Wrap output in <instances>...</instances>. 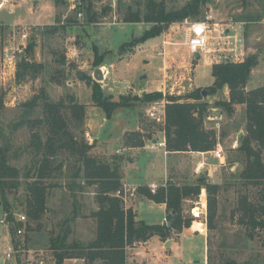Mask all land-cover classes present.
Instances as JSON below:
<instances>
[{"label": "rangeland", "instance_id": "rangeland-1", "mask_svg": "<svg viewBox=\"0 0 264 264\" xmlns=\"http://www.w3.org/2000/svg\"><path fill=\"white\" fill-rule=\"evenodd\" d=\"M68 1L14 0V4L0 11V21L5 23L4 37L7 36L6 32L12 25L25 24L31 27L26 47L17 55L16 68L18 69L19 64L24 61L40 65L38 70L33 71L34 73L31 72L28 76L18 79L16 77L17 69L15 72L4 74L0 62V145L6 147L8 163L20 170L21 177L32 162L33 154L28 148L31 133L29 125L18 126L17 123L20 120V113L24 109L23 103L41 89H44L52 101L63 99L68 102L72 97L77 103L85 105L86 116L83 124L77 128L70 122L71 129L78 137L84 133V137L94 143L93 147L96 146L98 140L103 143L106 149L114 153L116 146L120 144L123 131L135 129L139 121L144 120V111L150 108L149 104L154 108L151 110L152 115L147 112L148 116L151 119L156 115L162 117L163 106L158 104V101L165 105L167 101L165 96L167 95L185 97L186 94L192 92L197 88L194 86L192 88L190 84V78L194 73L195 84L211 85L214 77L208 68L196 67L194 72V64L198 61L194 55L190 54L185 44L187 30L183 24L185 21L203 19L209 12H212L218 21L238 23L231 31L236 32L240 43L243 42L245 47L250 50L246 57L255 58V65L251 69L245 90L264 86V0H204L195 19L191 17L184 21L173 22L161 32V34L166 33L165 40H169L171 37L174 42H182L179 46L172 45L174 48H181L180 50L169 51L167 47L169 43L158 47L161 38L155 36L136 46L133 56L126 54L128 49L126 47L119 50V45L141 36L152 24L143 21L141 23L124 22L123 19L129 11H140L141 14H144L148 0H82L84 3V8L81 9L84 12L83 18L78 17L77 13L69 8ZM154 1L161 4L166 11H175L181 9L191 0ZM88 3H91L90 14L96 13L95 21L88 19L86 13ZM172 25L180 26L177 33L171 29ZM31 42L34 43L33 52L28 54L26 49ZM94 46L97 50L99 46L98 52L104 55L102 64L106 65L109 70V74L102 80H96L93 77V71L98 67L94 65ZM159 48L164 49L165 52L164 55L158 57ZM118 50L120 51L119 57L126 55L128 58L118 59ZM149 53L155 55L154 66L158 64L161 57H166V60L170 61V63L167 62V65L171 66L166 69L168 86L166 92L163 93L165 97H163V101L160 99L157 102L143 103L131 99L133 103L131 106L134 107H118L110 117H106L103 110L94 105L91 100L93 83H98L104 95L111 96L112 94L114 100H119L120 96H136L140 86H144L145 89L148 88L146 86H149L147 79L143 77L144 74L150 72L151 67H148L144 62L145 59H148L147 54ZM178 60L185 61L186 67L175 68ZM110 65L112 66L109 67ZM135 86L138 87L136 91L132 90ZM225 89L226 92H224ZM202 100L210 104L209 109L221 110L215 103L229 100V88L224 85L211 94L204 90ZM180 101H188V99ZM234 108L233 114L228 115L222 111L221 117H206L204 123L205 127L214 129L216 144H220L224 151L226 165L220 166L211 150L205 151L207 153L202 155L180 156L178 164L171 161V172L174 171V181L171 183L193 185L198 181V178L205 177V181L208 183H218L220 189L217 193L216 216L212 228L207 225L205 187H201L206 193L205 210L201 203L195 204V201L199 199L198 196H190L183 201V216L192 218L193 223L191 222L190 228L194 223H197L198 226H194V229L201 230L202 228V233H205L206 238H202L197 232L193 235L181 234L178 238L179 247L172 248L173 253L168 261H177L181 264H203L206 252V256L210 254L215 262L221 259H232L235 264H259L257 261L264 256V231L256 229L251 232L239 222L240 213H234L240 195L246 194L250 201L256 200L260 188L255 185L246 186L238 177L244 165V156L237 151V137L239 133L245 134V105L237 103L234 104ZM40 113L41 109L37 108L32 117L39 116ZM68 113L67 111L66 115ZM147 120L143 121V123H147L146 125L150 124V120ZM75 123L77 122L75 121ZM92 151L95 149L90 150L91 155ZM124 155L112 154L110 156L118 159ZM57 159L61 162L62 168L54 172V177L45 181L49 185L46 210L39 224L34 223L32 225L34 230L27 234L29 239L26 246L29 245V247L14 251L11 257L7 258L5 251L10 245V237L8 228L0 223V264H36L40 260L45 264L52 263L51 252L45 243H47V237L54 236L59 230L61 220L66 216L74 215L75 217L71 222L72 233L69 235L68 241L76 239L86 242L93 238L94 222L89 216L90 212L97 208L93 187L84 185L83 191L76 190L73 196L69 187L73 180L75 161L65 152L60 154ZM101 159L106 161V158ZM196 160L197 162L198 160L206 162L199 173H195L198 164L194 162ZM208 173L211 175H207ZM32 180V178L23 177L22 185L8 194L14 213L25 214L24 196L26 192L24 186L26 182ZM156 184H158L157 193L160 189H167L169 180ZM156 193H151L147 188L145 196L149 197ZM75 199L80 205L76 214H73L72 208ZM162 217L160 208L153 204H146L145 207L139 208L137 213V218L143 219L147 223L160 222ZM249 232L252 233L251 237H249ZM23 235H20L21 239H23ZM171 236L170 232L161 240L168 241ZM17 237L14 235L15 239ZM160 243L158 236H152L145 249L141 243H136L127 248V253L133 256L138 250L142 253L147 252L151 258L163 251ZM165 248H169V243ZM149 257L146 260L148 262L152 261ZM140 262V260L132 258L131 264H143ZM62 264L83 263L69 258Z\"/></svg>", "mask_w": 264, "mask_h": 264}, {"label": "trees", "instance_id": "trees-1", "mask_svg": "<svg viewBox=\"0 0 264 264\" xmlns=\"http://www.w3.org/2000/svg\"><path fill=\"white\" fill-rule=\"evenodd\" d=\"M204 0H191L181 9L166 11L165 8L154 0L147 1V9L144 14L140 11H129L125 15L124 22H147L151 27L146 29L141 36L123 43L120 49L131 47L136 43L158 36L169 24L197 17L199 8ZM91 3H88L86 13L89 21H95V14H90ZM155 24V25H154ZM34 43L31 42L26 49L28 54L33 52ZM94 65H102L104 55L99 53L94 46ZM255 65L254 57H246L242 61L222 60L211 65L210 72L214 77L211 85L197 87L184 97L167 95L164 105V121L157 123L148 121L144 112L145 132H151L153 124H163L165 145L168 151H210L216 145L214 129L205 127L207 111L210 104L203 101V91L208 94L215 93L224 85L229 88V100L218 101V107L228 115L233 114L234 104L245 105L244 121L245 134L242 136L237 151L244 156V165L239 172L240 180L248 185L260 187L256 200H249L246 194L238 197L236 212L240 213L239 222L244 224L251 232L256 229L264 231V86L251 90H245L247 80L252 67ZM40 65H34L28 61L19 64L16 71L18 79L28 76L38 70ZM164 96L161 92L144 93L142 97L120 96L114 100L112 96L104 95L98 83L91 86V100L99 106L106 117L118 107H128L133 103L131 99L143 103L158 101ZM188 99V101H180ZM1 107V105H0ZM23 111L17 125H29L31 129L28 148L33 154L32 162L22 174L20 170L8 163L7 149L0 145V212L6 214L9 223L8 232L10 242L15 251L22 250L28 241L29 232L33 231V224H39L46 210L48 187L47 179L54 177V172L62 168L57 157L62 153H68L75 163L73 166L70 192L83 191L84 185L93 187V196L97 208L92 210L89 216L93 219L95 233L91 240L81 242L76 239L68 241L72 233L71 222L75 218L66 216L61 220L59 230L54 236L47 237V249L51 252L52 263L62 264L69 258H81L85 264H124L126 248L136 243L145 242L150 237L157 235L166 237L170 232H181L190 228L192 218L182 214L183 201L190 196H198L203 186L207 192L208 227H213L216 216L217 193L220 185L197 181L191 185H175L169 182L167 189H160L155 195H149L154 202H163L169 211H174L167 224H146L136 220L131 208H126L121 197V172L119 161H103L91 155L90 150L94 143L82 136L78 137L70 127V122L75 127L83 124L86 116V106L74 101L72 97L65 100L52 101L44 89L34 94L23 103ZM146 107V106H145ZM37 108L41 109L39 116L32 117ZM69 112L66 115V112ZM75 121L77 123H75ZM153 123V124H152ZM134 137V143L142 144V137L138 133L128 135ZM32 178L24 186L25 209L28 219L26 223L15 220L11 201L8 194L22 185V178ZM138 189L137 191H141ZM72 212L76 214L79 203L73 202ZM25 224V225H24ZM24 227L23 239L16 235L17 227ZM194 226H198L194 223ZM249 232V237L252 233ZM14 235L18 236L17 239ZM208 264H235L232 259H221L215 262L210 254H207ZM264 264V256L257 261Z\"/></svg>", "mask_w": 264, "mask_h": 264}, {"label": "crops", "instance_id": "crops-1", "mask_svg": "<svg viewBox=\"0 0 264 264\" xmlns=\"http://www.w3.org/2000/svg\"><path fill=\"white\" fill-rule=\"evenodd\" d=\"M208 14H211L213 16L214 21L215 20L218 21L216 19V17H214L215 15L212 12H209ZM218 22H220V24L223 26L230 27V29L228 30L229 33L237 39L236 42L232 44V46H234V48L236 49V51L239 55L240 60H238V61H242L247 56V53L250 52V50L245 47L243 42L240 43V39L238 38V35L236 34V32L233 33L234 31L233 32L231 31V30L235 29V26L238 23H227L224 21L223 22L218 21ZM183 24L185 25V29L187 30V27H188L187 21H185ZM171 29L173 30L174 33H177L178 30L180 29V26H178V25L173 26L172 25ZM167 35L170 36V34H167ZM158 37L161 38L160 42H159L160 44L158 47H160V45H162V44L169 43V45L167 46L169 51L173 52V50H180L181 49L179 47L174 48V47H172V45L175 44V45L179 46V44H182V42H180V41L174 42L173 40H171V37L169 38V40H165V38H166L165 32H163V34L158 35ZM132 39H134V38H132ZM131 40H129V41H131ZM129 41H126L123 43H127ZM123 43H121L119 45V50H121L120 46ZM140 43H142V42L136 43L135 45H133L131 47H126V48H128L126 54H130V56H133L135 54L136 46H138ZM163 46H164V48H166L165 45H163ZM159 49H161V48H159ZM209 49H208V51H204L199 55L198 54L194 55L198 61V63L194 64V72H195L196 67L208 68L210 71L211 65L220 62L217 60V59H219L218 54L210 53ZM98 50H100L99 46H98ZM119 50L117 51V55H118L117 58L118 59H125V58L127 59L128 57H126V55L119 57V52H120ZM157 55H158V57L161 56L158 53H157ZM147 57H148V59H145L144 62H145V64H147L148 67H151V68H150V72L144 74L143 77L145 79H147L146 81L148 82L147 84L149 86H146V87H148L147 89H145L144 86H140L139 89L137 86L132 88V90H134V91H136L138 89L139 93H137V95L140 97H142L144 93H150V92H161L163 94L166 92V88L168 86V84H167L168 81L166 78V69L169 66H171V65H167V62L170 63V61H167L166 57L165 58L161 57L160 61H158V64H156L154 66L153 60L155 59V55L149 53V54H147ZM176 63L177 64L174 66L175 68H180L182 66L184 68L186 67L185 61L178 60V62H176ZM111 66L112 65H110L109 67H111ZM100 68L103 70L104 78H106V76L109 74V70L107 69L106 65H103V64H102V66L100 65ZM194 75H195V73H194ZM194 75H192V77L190 78V82H191L190 84H191L192 88H193V86L194 87L209 86L206 84L205 85L195 84L194 83ZM141 84H143V83H141ZM149 87H150V89H149ZM224 92H226V89L224 90ZM109 94H111V93L109 92ZM111 96H112V98H114V96L112 94H111ZM164 98H162V101ZM128 107L132 108L134 106H128ZM162 125L163 124H156V126H153L154 128H151V132L149 131V133H148V132H145L143 130L142 127H144V125L141 124L139 121V124L135 129L123 131L121 138H120V144L118 146H116L114 153L112 151L106 149L104 147L103 143H101L98 140H97L96 146L92 148L93 150L95 149V151H92V153H93L92 155L99 160L105 161L104 159H101V158H106V161H109V162L110 161H119L120 172H121V181L123 183H128L130 185H134L137 187V190L139 188L142 189L140 192L137 191L135 198L130 200L126 204V208H131L132 211L135 213V219L136 220L144 221L143 219L137 218V213H138V209L145 207L146 204H148V205L153 204L154 206H157L158 208H160L161 213L163 215L161 221L157 222V223H147L144 221L146 224H161V225L166 224L165 217L170 212L165 203L154 202L152 199L145 196L147 186L151 183H162L166 180H169V182L174 181V177H173L174 171L171 172L170 164H171V161L172 162L174 161V163L178 164L177 161H178L180 156L185 155L186 157H191V156H195L196 154L202 155L203 153H207V152H198V151H168L166 149V145H165V147H157L156 149H152L151 148L152 142H154V141H165V136H164V131L162 129ZM133 133H138L140 135V137H142L141 138L142 144L136 145L134 142H132V141H134V137L133 136L128 137V135H131ZM132 137H133V140H132ZM127 144H130V145H127ZM118 149L121 150L120 153L116 152ZM112 154L113 155L114 154H118V155L125 154V155L122 158L116 159V158H111L110 155H112ZM104 156H106V157H104ZM194 162L198 163L196 168H195V173H199L200 169L203 168L204 163H206V162H203L200 160H198V162H197V160ZM192 163H193V161H192ZM178 183H182V182H178ZM203 193H204V191H203ZM164 215H165V217H164ZM192 228L194 229L195 227H192ZM171 233H172V236L168 240L169 241V248H167V249L165 248V243H167V241L161 240V238L158 236V238L161 241L160 245L163 248V251L159 252L156 256H152L151 258L149 257L147 252L142 253L138 250H137V252H135V254L133 256L128 255L127 248L130 247V246H128L126 248L125 264H131L132 258H136V259L140 260L141 261L140 263H143V264H181V262L178 263L177 261H175V262L168 261V259L171 257V253H173L172 248H174L176 246H177L176 248L179 247L178 238L180 237L181 234L193 235V233H196V232L192 231L190 229H183L181 232H171ZM197 234L202 236V238H204V239L206 238L205 233L201 232V233H197ZM154 236H157V235H154ZM150 238L148 240H146L145 242H140L141 246L144 249L146 248L147 243L150 240ZM148 257L152 261H150V260H149V262L146 261ZM70 259L78 260V261L82 262L83 264H85L84 260L81 258H70ZM203 264H208L206 252H205V255L203 258Z\"/></svg>", "mask_w": 264, "mask_h": 264}, {"label": "built area", "instance_id": "built-area-1", "mask_svg": "<svg viewBox=\"0 0 264 264\" xmlns=\"http://www.w3.org/2000/svg\"><path fill=\"white\" fill-rule=\"evenodd\" d=\"M14 0H0V11L4 8L11 6L14 4ZM69 8L72 9L74 12L77 13L78 17L83 18L84 12H82L81 9L84 8V3L82 0H69ZM213 16L211 14H208L203 19L198 20H192L187 21L188 27H187V39L185 44L187 45V48L189 52L192 55H199L204 51H208L210 53H216L218 54V61L222 60H232V61H238L239 55L232 46L233 43L236 42V38L233 37L229 33L230 27H226L220 24L218 21L213 20ZM5 26V23L0 21V62L4 69V74L6 72H15L17 67V55L22 52L26 47V42L29 36V30L30 26L25 24H15L12 25V27L6 32L7 36L4 37V31L3 28ZM215 34V35H214ZM164 49H159L158 54L164 55ZM102 70V69H101ZM103 78L104 73L102 70ZM157 102V101H155ZM163 106L162 111V117H158L157 115L151 119L148 116V113L152 115V109L154 106H151L149 104L148 107H150L147 111L145 109V116L153 121L154 123H163L164 121V104L159 103ZM147 108V106L145 107ZM157 147H165V141H154L151 143V148L156 149ZM117 153H120L121 150H117ZM211 153L213 156L219 161L220 166L226 165L225 161V154L220 144H216L214 148L211 150ZM207 175H211L208 173ZM149 191L151 193H156L158 190V184L151 183L147 186ZM137 193V187L134 185H130L128 183H122L121 187V197L123 200V204L126 207V204L135 198ZM204 196V200H203ZM199 199L195 201V204L201 203V206H204V210L206 209V193H203V190L198 195ZM0 223L4 224L7 228L9 227V223L6 220V214L1 213L0 214ZM15 220L21 223H25L27 221L26 215L22 213H16L15 214ZM193 223V222H192ZM203 225V224H202ZM190 230L195 231L197 233H201V230L199 229H192ZM24 233V227H17L16 229V235H21ZM15 251L13 244L7 246L5 251V256L7 258L11 257V254ZM36 264H45L42 260L37 262Z\"/></svg>", "mask_w": 264, "mask_h": 264}, {"label": "water", "instance_id": "water-1", "mask_svg": "<svg viewBox=\"0 0 264 264\" xmlns=\"http://www.w3.org/2000/svg\"><path fill=\"white\" fill-rule=\"evenodd\" d=\"M80 75V74H79ZM81 76V75H80ZM93 77L96 79V80H102L103 79V74H102V70L101 68L98 66L94 69L93 71ZM203 95H204V91H203ZM222 115V111L221 110H217V109H209L207 111V117H212V118H216V117H221ZM243 134L242 133H239L238 134V137H237V143L239 144L241 138H242ZM206 178L205 177H202V178H199L198 181L202 182V181H205ZM201 190H203V188H201ZM174 214V211H170L166 217H165V221H166V224L169 225L170 223V219L172 217V215ZM169 241H167V243H165V246L168 245Z\"/></svg>", "mask_w": 264, "mask_h": 264}]
</instances>
